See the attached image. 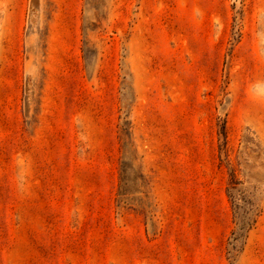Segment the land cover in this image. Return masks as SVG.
Masks as SVG:
<instances>
[{
    "label": "rangeland",
    "instance_id": "obj_1",
    "mask_svg": "<svg viewBox=\"0 0 264 264\" xmlns=\"http://www.w3.org/2000/svg\"><path fill=\"white\" fill-rule=\"evenodd\" d=\"M0 264H264V0H0Z\"/></svg>",
    "mask_w": 264,
    "mask_h": 264
},
{
    "label": "trees",
    "instance_id": "obj_2",
    "mask_svg": "<svg viewBox=\"0 0 264 264\" xmlns=\"http://www.w3.org/2000/svg\"><path fill=\"white\" fill-rule=\"evenodd\" d=\"M243 224V223H242ZM250 225V223H248V226Z\"/></svg>",
    "mask_w": 264,
    "mask_h": 264
}]
</instances>
